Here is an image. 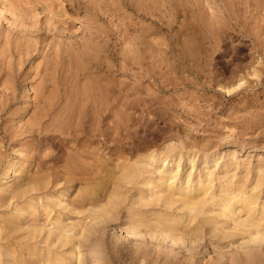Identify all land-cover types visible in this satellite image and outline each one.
I'll return each instance as SVG.
<instances>
[{"label": "bare ground", "instance_id": "1", "mask_svg": "<svg viewBox=\"0 0 264 264\" xmlns=\"http://www.w3.org/2000/svg\"><path fill=\"white\" fill-rule=\"evenodd\" d=\"M25 1L27 3L31 1L39 2L43 5L44 10H49L51 14L56 15L55 10L49 5V0H0V13H21V2L24 3ZM73 1L74 7H70L71 10L82 7V0ZM150 1L155 2L154 0ZM173 1L177 2V0ZM194 1L192 7L186 3H184V7H181L183 5V3H180L181 0L178 1L179 4L173 2L175 5H180L179 8L174 5L175 9L183 11V14L172 12L174 17L178 14L182 18V15H185L187 19L194 17L193 19L198 23L190 19L196 24H189L188 27L186 26L187 29L182 28L183 31L178 28L186 35L185 37L181 36V38L184 37L183 41L177 35L181 42L185 43L180 45L181 49H178V43H176L178 44L177 49L175 46L172 47L171 44L169 47L171 52L182 50L183 54L191 56L189 59L197 57L196 60L202 66V63H204L201 61L203 56L200 57V55H205V58L206 55L210 56L211 54V58L214 54L221 52V42L227 41L226 44H231L237 37L241 39L244 37L255 40V51H253L255 60L259 58V55L264 54V0H255V4L250 0H230V2L229 0H218V2L224 1V4H219L220 8L216 9L215 7L218 6L217 0ZM150 4L153 7L148 4L150 6L148 9L155 8L158 5H155V3ZM180 7L181 10H179ZM249 8H253L254 12L253 15L247 13L249 16L252 15L250 19L246 15V10H249ZM142 9L143 7L140 10L143 11ZM149 11L147 10L148 13ZM156 11L158 10H154V12ZM253 12L251 10V13ZM146 14L144 15L146 16ZM157 15L159 16V14ZM176 19L173 23L177 21ZM144 21L146 20L143 19ZM182 21L181 24L184 23L183 27L186 23H190V21L186 23H182ZM252 23L255 24L254 29ZM141 24L143 25V23ZM147 24L149 26V23ZM146 25L144 26L145 30L148 27ZM150 26H152V23ZM151 28L147 29L149 32L145 33L143 29L140 30L145 35L149 33L147 35L150 36V33L153 34L155 31L154 27L152 28L154 31ZM180 31H177L178 34ZM143 33L138 38L143 37ZM33 34L36 39L40 41L42 39L39 43L45 47L50 46L54 41L52 47L56 50L53 49V53H56L49 57L61 58V62L58 59H53L54 63L57 60L56 65L59 66L70 52L72 56L75 55L77 58L70 56L69 61L67 59L68 63L79 58H81L80 60L83 59L80 54L81 51L78 52L79 50L74 47L73 42L71 43L73 46H71L70 43L67 44L63 40H56L55 38H59L57 35H53L54 38H48L38 31ZM135 36L133 35V39L138 41L137 38H134ZM148 37L145 36L141 38L142 40L139 39L141 42L138 41L136 47ZM154 39L151 37L146 42L151 40L150 43L153 45V42L155 44V41L152 42ZM90 40L92 41L88 40L82 44V47L84 46L82 49L79 48L82 52L86 50L88 54L93 53L90 49L93 39L90 38ZM131 42L133 43V41ZM130 43L129 45H134ZM168 44L170 45V41ZM230 44L228 45L231 46ZM129 45H125V48L128 49L127 46ZM155 45V47L153 45L149 49L152 50L151 52L154 55L162 51L158 48L157 43ZM93 47L95 48V46ZM143 47H145V43ZM149 47L146 46V51L152 55L147 49ZM242 47L240 48L242 49ZM230 48V51L227 52H231L232 48ZM95 49H93L94 54H92L94 58L100 56L98 54L95 56V51L97 53ZM74 52L77 54H74ZM164 52L166 53L165 50ZM154 55L152 57L156 58ZM102 56L99 58H102ZM146 56H141L142 59L144 58V63L146 62ZM178 56L182 57L180 54ZM108 57L104 56L103 58H106V61ZM50 58L49 60H51ZM99 58L98 60H102ZM198 58L201 59L198 60ZM53 60L50 61L51 64ZM124 60L127 61L125 58ZM92 61L90 60L89 63L93 65H87L85 62L83 64L85 66H96ZM105 61L104 65L107 62ZM261 61L258 60L257 62L256 60L255 62L257 65L254 75L257 79L262 77L261 71L264 67L260 66L262 69L260 71L259 65H264V62ZM74 63H76V66L80 62L76 60ZM180 63L177 65H181ZM19 64V67L22 68L14 69L15 66H12L13 69H10L11 65H9V70H5L6 66L0 67V264H89L88 261L84 260L87 257L86 252H88L86 251L84 254L86 246L88 248L89 245L90 248V245L93 247L98 245L97 249L103 248L102 245L123 246L120 242L122 240L121 235L127 236L123 240L124 242H138L141 239L142 242L136 244L138 246L133 248V257L135 259L139 258L141 263L145 262L144 259L151 257L149 255L153 250L148 249L151 241L154 245H157L155 261L153 260L156 264L162 259V254L165 251L166 256L168 253L175 256L173 259H176V256L180 254L179 248L183 247L182 245H185V247L191 245L190 248L186 249H189L192 255L195 254L193 255L195 259L199 254V248L206 245L213 253L219 255L218 258L216 257L217 259L214 257L217 261L209 259V264H264V197L262 196L264 195V161H260L256 165L251 162V159L248 160L249 162H243L244 164L239 163L237 160L239 154L235 144L227 147L229 153L223 157V151L226 148H223L222 144L213 145L211 139H201L195 133L189 137L195 139L194 141L197 143V146H193L194 148H191L192 141L191 143L188 140L181 141L182 138L184 139L182 135L186 132V128L183 129L181 123L174 120L175 117L173 116L180 113V110L188 112V114H192L193 110L191 112V108H188L190 112L187 111V107L183 106L184 102L177 99V97L176 99L171 96L170 99L166 97V100L162 93L167 92V90L162 86L163 83L161 84V82L163 80L160 79L162 77L161 73L167 77H176L181 82L176 83L177 80L175 79L176 82L174 83L175 80L171 79V82L173 80L171 84L176 85L175 87L197 83L196 79L194 80L190 75V78L195 82H192L188 76H184V73L187 72L183 71L184 66L182 69L179 66L172 70L174 75L170 74V68L169 71L166 70L170 72L169 75L171 76L168 75V72L165 73V70L164 72L160 71L162 70L159 67L160 63L153 67L151 65V68L142 69L140 67L142 72L140 70V73L136 74V78L134 77L136 80L138 77V83L129 84L126 80V82L121 81L122 79H119L118 83H114L115 80L112 82L108 76L105 78L110 79L111 82L107 80H105L107 83L105 81V83L101 82L105 78L102 75V79L99 78L100 76L95 77L93 72H99L102 69L97 71L95 68L92 71L93 67H91L92 69L88 67L92 72L89 70L88 73H85L88 69L81 65L80 68L86 70L84 73L80 72L81 74L85 75L91 72L94 75L89 74L91 77L89 75L87 77L91 79L94 76L93 82L96 78L101 80L98 79L99 83L95 82L94 84L91 81L92 79L86 77L87 82L84 85L90 84L88 80L92 84L85 87L81 84L85 82V79H81L83 78L82 75L79 73L80 78L77 73V78L81 79L80 82L83 81L81 83L78 82L79 80L76 82L84 88L81 85L76 88V82L73 83V85L76 84L75 87L71 84L73 88H70L69 84V87L64 84L67 81L66 78H64L63 83L60 82L64 80H61L64 75L56 71L58 68L56 65L54 66L56 69L53 70L54 68L47 64L51 67L45 68L48 71L47 73H50L49 69L54 72L51 71L52 73L49 75H52L49 77L44 70L46 74L42 76H48L46 77L50 81L44 79L46 82L44 83L43 80V83L51 82V84L53 83L52 87H50V84V86L44 84V86H41L42 82H39L40 84L36 83L39 85L38 87L34 84V77L23 70V62L19 61ZM80 64L76 67H79ZM192 64L194 63L192 62ZM125 65L123 66L126 67ZM193 66L191 65L190 68ZM69 67H66V69L71 72L73 69ZM196 68L197 70H195ZM196 68L193 67L192 70L195 71L192 73L196 74L197 79L210 77L212 81L209 78L208 82L210 84L216 83L219 91L231 93L245 84V82H241L242 84L238 82V87L227 88L225 82L227 78L225 80L216 79L218 74L216 76L211 75L212 72L209 74L208 68L207 72L205 69L198 70V67ZM76 69L74 68V75L66 73V70L63 74L73 75L76 78ZM193 77L195 78V76ZM148 78L153 79V81H147L149 82L148 85H144L145 82L143 81L148 80ZM206 81L204 82L207 83ZM232 81H229V85ZM258 82L259 80H257ZM205 83L201 86L203 89L207 88ZM210 84L207 83V85ZM198 85L199 83L195 84V86ZM61 86L64 87L61 88ZM196 101H200V99ZM159 103L162 105L160 106ZM156 105H159V108L158 106L156 108ZM153 107L157 110H154ZM200 108H197V110ZM139 111H141V114ZM147 111H150L149 114L154 113L157 120L148 118ZM194 112L193 116L199 118L196 115L197 113ZM178 118H181V116H178ZM160 120L167 124L166 128L169 131L171 130L172 134V131H174L175 135H173L175 138L177 136L180 143L169 145L167 143L162 146L159 142L163 144L164 139L168 136L169 139L170 135L165 136L166 133L163 130V133L160 131V133H154L151 136L150 133L148 135L146 133L147 136L144 137L143 143L138 145L139 141L136 144L139 152L137 153L135 149L137 154L132 156L133 158L131 155L128 156L126 149L140 134L137 128H152L157 124L159 125L158 121ZM183 126L185 127V125ZM145 130L147 131V129ZM176 130L179 133L176 132V134ZM189 130L191 131V128ZM173 135L172 138H174ZM259 155L264 156V150ZM234 170L235 173H233ZM244 172H246V176L245 174H243L244 176L238 174ZM121 213H123L122 217L124 219L119 222ZM110 226L112 231L113 229L117 231L118 239L115 240V238L108 243L106 230ZM146 240L148 244H146ZM196 244L200 247L192 246ZM100 245L101 247H99ZM165 245H168V247H164ZM170 246L172 248L173 246L174 248L179 247L173 250L169 248ZM234 247H236V250L233 249ZM90 251L93 252V250ZM149 251L151 252L149 253ZM118 252L120 254L121 251L118 250ZM154 252L152 253L154 254ZM103 253L105 254V252ZM148 253L149 255H147ZM106 256L109 257L108 253ZM192 258L194 259V257ZM102 259L101 261L97 260L98 263L96 261L93 263L100 264ZM170 259L166 257L165 264L170 263ZM140 261L138 262L140 263ZM161 264H164V261Z\"/></svg>", "mask_w": 264, "mask_h": 264}, {"label": "rangeland", "instance_id": "2", "mask_svg": "<svg viewBox=\"0 0 264 264\" xmlns=\"http://www.w3.org/2000/svg\"><path fill=\"white\" fill-rule=\"evenodd\" d=\"M82 1H83V4H82L81 8L71 10L70 7L71 8L74 7V1L73 0H71V1H69V0H49V5H51L52 9L55 10L56 15L51 14L49 12V10H44L43 5H41V3L34 2V1H31L30 2L31 4L27 3V1H25L24 3L21 2V5H20L21 6L20 8L22 10L21 13H13V14H12V12H5L4 14L0 13V67L6 66L5 70L6 69L9 70V65H11L10 69H13V68L18 69V67L20 66V64L18 65V63H19V61H21L24 64L23 70H26L25 71L26 73H29L30 75H32L34 77V82H35L34 84L36 86L39 87V85H37V84L39 82H42L41 86H44V85L50 86L51 85L50 87H52L53 83L51 84V82L44 84L46 82L45 80L47 79L48 76L47 75H45V77H42V76H44L43 74H46L48 72L47 71L48 67L49 68L53 67L54 68L53 70L56 69L54 66L57 63V60L55 61V63H54V60L58 59V58H56V57L50 58L49 57L50 55H53L56 53V52L53 53V49L55 50V48L52 47L54 44V41L52 42L53 44L45 47L43 44L39 43L42 41V39L40 41L33 36L34 35L33 33H36L37 31L39 33L41 32V33L45 34V36H47L48 38L53 37V35H57L59 38H55L56 40L57 39L63 40L67 44L68 43L71 44L73 42L72 44H75L74 47L78 48V50H79L78 52H80V51L82 52V50H80L79 48L81 47V49H82L84 47V46L82 47V44H84L88 40L91 42L92 40H90V38H92L93 43L92 44L90 43L91 44L90 49H92L91 51H93V53L92 52L91 53L94 54L93 49L96 48L95 50H97V53L95 51V56H97L96 54L100 55L99 57H101L103 55L102 58H99V57L94 58V55L88 54L86 50L83 51L82 53L80 52V54L83 56L84 60L83 59H82L83 61L80 60L81 58H79L80 56L78 54L77 56L79 59H76V60H77V62L79 60V62L80 63L82 62V64L77 63L76 66H78V64H80V65H79V67H76L75 66L76 63H74L76 60L72 61L73 59L71 58L72 62H69L70 64L67 62V59L70 56L73 58L74 57L77 58L75 55L72 56L71 55L72 53L70 52V54H68V57L65 60L63 59L62 63L60 64L61 65L60 68H59L60 65L59 66L56 65L59 68V69L57 68L56 71H59V74L62 73V75H64V77L61 76V77H63V78H61V80L64 78H66V80H67V81H65V79H64L60 82L63 83V81H65L64 84L66 86H68V84H69L70 88H73L72 85L76 81L79 80L78 82L81 83L83 81L82 80L80 82L81 79H85L87 77V75H89V74L94 75L93 73H95V75H94L95 77L100 76L99 78H101V79L103 77L105 78L108 76V77H110L112 82L115 80L114 83H118V80L122 79L121 81L126 80L129 82V84L130 83H136L137 84L138 83L137 82L138 77H137V80L135 78L137 76L136 74L140 73V70H141L140 67L142 69L147 68V67L151 68V65L153 67V66L160 63L161 65L159 64V67L162 70H160V68H159V70L161 72H164V70H165V73H166L171 69L170 70L171 73L168 72V75H169V73L172 75L173 74L172 70L176 69V67L178 68L179 66L182 69V67L184 66L183 71L184 72L187 71L186 73H184L185 74L184 76L185 77L188 76L192 82H195L194 80L196 79V82L199 83V85H198L199 87L195 86V84H197V83H195L193 85H189V86L183 85V87L181 85L180 87H182V88H180L179 86L175 87L176 85H172L171 83L173 82V80L176 79V77L174 78V76H171V75H169V76H171L172 78L167 77L163 73H161V76L164 78L162 79V77H161V79H160L161 81L163 80V82H161V84L163 83L162 86L165 87L167 92H168V93L167 92L162 93L163 94L162 96H164L165 99H166V97H167V99H170V96L175 97L174 99H176V97H177V99L184 102L183 106L187 107L186 108L187 111H189L188 108H191L190 111L191 112H192V110H193V112L195 111L197 113L196 115H198V117H199V118H196L195 116H193V112H192V114L191 113L188 114V112H185L182 110H180V113H177V114L174 113L175 114V116H173V117H175L174 120H176L178 123H181L183 129L186 128V130H185L186 132L189 131V132H187V134H185L186 133L185 132L182 135V136H184V139L182 138L181 141L182 140H186V141L188 140L189 143H191V141H192V143H191L192 147L191 148H194L195 147L194 145L197 146V143L194 141L195 139H193V138L190 139L189 137L192 136L191 134L195 133V135H197L201 139H203V138H205L207 140L211 139V141H212L211 143H213V145H218V143H219V145L222 144L221 146H223V148L225 147L226 149L231 144H235L237 147V150H238V154H239V157L237 159L239 161V163L247 162L249 159H251V162L255 163V165H256L260 161H264V159H263L264 156L261 157L259 155L264 150V73H263L264 68H263V70L261 69V67H264V65H262V64L259 65V67L261 66L259 68V70L260 71L262 70L261 71L262 77H259L257 79V77H255V75H254V72H255L254 70H255V67L257 65V63L255 64V62H256V60H257V62H258V60L261 61V59H262L261 62H264V54L259 55V58L260 57L261 58L259 59L257 57L258 59L255 60V58H254L255 53L253 52V51H255V40L254 39L244 38V37H242V39H241L240 37H237L236 39H234L233 42H231V44L228 43L231 46L226 44L227 41H225L224 43L221 42V46H222L221 48L224 49V51H222V49H221L222 54H221V52H218L217 54H214V55L212 54L213 56H215V55L216 56L215 57L212 56L211 58H210L211 54H210V56L206 55L205 58H204L205 55H200V57L203 56L202 57L203 60L201 58H198V60L201 59L202 62H204V63L207 62L206 64L202 63V66H201L200 65L201 63L199 64V62L196 60L197 57L189 59L191 56H187V55L183 54L182 50L181 51L179 50L178 51L179 53L178 52H171V50L169 48L171 46V44H172V47H174V46L176 47L179 44V46H177V47H179L178 49H181L180 45L185 43V42H181V40L184 39V37L186 36L185 33L181 32V31H183L184 28L187 29L189 24L196 22V20L193 19L194 17H192V18L190 17V19H193V21H194V22H192V20L187 19L185 15H182L183 18L181 17V15H179V14H183L181 7H184V5H185L184 3H186L188 6L192 7L193 6L192 2L194 0L193 1L192 0H189V1L186 0V2H184L185 0H183V1L181 0L180 3H183V5L181 4L182 6L180 7L179 10H181L182 13H181V11H178L177 9L174 8V5H175L174 3L176 1L174 2L173 0H158V1L154 0L155 2H152L150 0L149 1L148 0H82ZM178 1L179 0H177L176 4H179ZM233 1H236V0H233ZM250 1L254 2L253 4H255V0H250ZM62 2H64L65 4H63ZM148 2L155 3V5L158 4L157 5L158 7L156 6L155 8L148 9L150 6L153 7V5L148 3ZM170 2H171V4H170ZM217 2H218V0H217ZM219 2L217 4L218 6H216L215 9L220 8L219 4L220 5L224 4L223 3L224 1H222L220 3ZM229 2H230V0H229ZM176 6H177V8H179L180 5L179 6L175 5V7ZM142 7H143V9H142L143 11L140 10ZM144 9H145V12H144ZM146 9L148 11L149 10H152V11H149V13H148ZM153 9L158 10L156 12H159V13H157V14H159V16L156 14V12H154ZM249 10L248 9L246 10L247 11L246 15L250 19L252 17V15L254 14V12H253V8L252 9L249 8ZM251 10L253 13H251ZM150 12H154V13L151 14ZM172 12L173 13L179 12V14L177 15L178 17L177 16L174 17L172 15ZM140 13H142V14H140ZM145 13H147L146 16L144 15ZM247 13L252 14V15L249 16V14H247ZM153 14H156L158 17L156 15H153ZM190 15H192V14H190ZM146 17L148 20L146 19ZM175 18H177L176 19L177 21H175L176 23L175 22L173 23ZM143 19L146 20V21H144L145 23L143 22ZM171 19H173V21H171ZM184 19H186V20H184ZM160 20H162V21L164 20V21L160 22ZM182 20H184V21H182ZM168 21L173 23V28H172V23H170ZM181 21H182V23L183 22L186 23V22L190 21V23H188V24L186 23V25L183 27L184 23L182 25ZM141 23H143V25ZM147 23H149V26L152 23V26H150V27H152V28L154 27V30L156 31L155 32L151 28L152 31H154V33L151 34L152 32L150 30V32H151L150 36L147 35L149 33H147L146 35L144 34L145 32H149V30L147 31V29H150V27L148 26ZM163 23H165V24H163ZM167 23H168V25H167ZM196 23H198V22H196ZM196 23H194V24H196ZM144 24L145 25L147 24L146 26H148L146 30L144 28V26H145ZM141 25L143 26V28H141L142 27ZM169 25L171 27L167 28V26H169ZM251 25H253L252 28L255 27L254 23H252ZM157 27H159V28H157ZM178 28H181V31ZM137 29H139V30L143 29L144 33L141 30L140 31L138 30L139 31L138 32ZM157 31H159V32H157ZM177 31L178 32L180 31L181 35H180V33L178 34ZM140 32L143 33V37H145V36L146 37L149 36V37L145 38L144 39L145 41L143 40L144 42L142 41V43H139L140 45L143 44L141 47L139 44H138V47H136V44L138 43L139 39L143 38V37H141L142 33H140ZM136 33H138L137 36H135ZM156 33H158V34L155 35ZM91 34H92V36H91ZM133 35L135 36L134 38L138 39V41H135L133 39ZM139 35H141V36L138 38ZM172 35L175 36L176 38L173 37ZM177 35L180 36L179 38L181 40L178 38ZM93 36H94V38H93ZM181 36H184V37L181 38ZM151 37L153 39L155 38L154 40H152V42L155 41V44L157 43V45L159 46V47L158 46L157 47L160 50H162L163 52L161 51V53L158 52L157 54L154 55V53L151 52L152 50L151 51L149 50L153 45H154V47L156 46L154 44V42H153V45H152V43H150L151 40L150 41L148 40L146 42V40L151 39ZM172 37H173V39H172ZM177 38L179 41L176 40ZM171 39L172 40L175 39V40L172 42ZM141 40L139 42H141ZM131 41H133V43ZM169 41H170V45L168 44ZM128 42L129 43L131 42L130 44H134L133 46L135 48H138V49L135 50V48L133 46L129 45ZM144 43H145V47H143ZM176 43H178V44H176ZM222 43H223V45H222ZM72 44H71V46H73ZM147 44H149V45H147ZM125 45H129L131 47L127 46L128 49H126ZM93 46H95V48ZM146 46L147 47L150 46L147 49L150 53H152V55L147 53ZM166 46H168V47H166ZM234 46H235V48H234ZM177 47H176V49H177ZM240 47H242V49ZM140 48H143V49L145 48V49L143 50ZM229 48L231 49V52H227L229 50ZM139 49H140V51L141 50H143V51L140 52ZM244 49L245 50L247 49V50L245 51ZM164 50L166 51V53L164 52ZM28 51H29V56H28ZM51 51H52V53H51ZM145 51H146V53H144ZM84 52H86L87 55ZM88 52H90V51H88ZM83 53H84V55H83ZM159 53H160V55H158ZM74 54H77V53L74 52ZM145 54L147 56L148 55L149 56L147 57ZM179 54L182 57H179L178 56ZM88 55H89V57H88ZM90 55H92V56H90ZM140 55L146 56L145 57V60H146L145 63L143 60L144 58L142 59V57ZM153 55L156 58L152 57ZM183 55H185V56L183 57ZM54 56H56V55H54ZM104 56L105 57L109 56L108 60H106L107 62L105 61L106 58H103ZM87 57H88V59H87ZM90 57H91V59H90ZM207 57H209V58H207ZM49 58L51 60H49ZM98 58L102 59V60H98ZM124 58L127 59V61L124 60ZM69 59H68V61H69ZM96 59L98 61H101V62L99 63L98 61H95ZM48 60H49V64L47 63ZM52 60H53L54 64L53 63L51 64ZM59 60L61 62V58H59L58 61ZM85 60H86V62L88 61V63H86ZM90 60H93L92 62L95 63L96 66H85V64H87V65L90 64L89 63ZM123 60H124V62H123ZM194 60H195V62H194ZM104 61L107 64L109 63L110 65L109 64L108 65L110 67L106 63L104 65ZM208 61L209 62L211 61V63H209ZM84 62H85V64H83ZM126 62H127V64L125 65ZM192 62L194 64H192ZM46 63L48 65H50L51 67L48 66ZM63 63H65V64H63ZM71 63H73V64H71ZM98 63H99V65H98ZM178 63H180L181 65L178 66L177 65ZM207 64H208V66H207ZM209 64H210V67H209ZM7 65H8V67H7ZM66 65H68V66H66ZM69 65H71V66L69 67ZM81 65L84 68L86 67L85 69H88L87 72H85V73H88L89 70L91 71V69H92L91 67H93L92 71H94L95 68H96L95 70H97V71H98V69L99 70L102 69L103 71L102 70H100L101 72L100 71L99 72L94 71L93 73H91L92 72L91 71L89 74L83 75L81 73H84V71H86V70L85 69L82 70V68H80ZM90 65H93V64L91 63ZM123 65H125L126 67H124ZM191 65L192 66L194 65L193 66L194 69L196 67H198V70L199 69L200 70L205 69L206 72H207V68L209 67L208 68L209 74L211 72H212L211 75L213 74V76H216V74H218L216 79H220V80L224 79L225 80V78H227V81L225 80V82L228 85V86L226 85L227 88L233 89V88L238 87L239 86L238 82H239V84L241 82L242 83L245 82V84L241 85V87L235 89V91H232L231 93H228L227 91H224V92L219 91V88L217 87L216 83L213 82L210 84L208 82L210 77L209 78L203 77L202 79L204 81L207 80L206 82L208 84H210L211 86L207 85V83H205L202 79H197L196 74L192 73L193 71L197 70V68L195 70H192L193 67L190 68ZM204 65H206V66H204ZM12 66H15V67L12 68ZM73 66L75 69L77 68L76 69L77 72L75 73L76 78H75V76H73L74 75L73 73L75 72ZM105 66H107L108 68H106ZM203 66H204V68H203ZM66 67L72 68L73 70L71 72H68ZM88 67H90L91 69ZM101 67H103V68H101ZM122 67L124 69L125 68L126 69L123 71ZM185 67H187V68H185ZM19 68H22V67H19ZM45 68H47V69L45 70ZM79 68L81 69L80 71L78 70ZM110 68H112V69L110 70ZM138 68H139V70H138ZM63 69L67 71V72L65 71L66 73H68V74L71 73L73 75L63 74V72H64ZM44 70L46 73H44ZM53 70L49 69L50 73H52L51 71H53ZM166 70H168V71H166ZM236 71H237V73H236ZM134 72H136V73H134ZM141 72H142V70H141ZM232 72L233 73L235 72V74H234L235 77H233L234 75ZM77 73H78L79 77L82 75L83 78L80 77L81 78L80 79L78 77L79 78L78 79ZM79 73L81 75H79ZM98 73H100V74L98 75ZM190 73H192V74H190ZM133 74H135V75H133ZM51 75H49V77ZM54 75H55V73H54ZM101 75L103 77H101ZM189 75L194 80L191 79ZM236 75H237V77H236ZM94 76H93V78H91L92 80L89 78V77H91L90 75H89V77H87V79H90L93 82V79L95 78ZM193 76H195V78ZM165 77H166V79H165ZM41 78H42V80H41ZM73 78H74V82H73ZM99 78H96L93 83L94 84H95V82L97 83ZM87 79H85V82L81 83L83 86H85L84 84H86ZM101 79H99V81ZM110 79L108 80V78L107 79L105 78V79L101 80V82L102 81L104 82L105 80H107L108 82H111ZM150 79L151 78H148V80L147 79L144 80L143 81V82H145L144 85H146V84L148 85V83L150 81H153V79H151V80ZM171 79H173L172 82H171ZM43 80H44V83H43ZM47 80L50 81L49 79H47ZM69 80H70V82H68ZM90 80H88V83L90 82V84H92ZM176 80H177V82H176ZM176 80L174 81V83L179 82L178 79H176ZM257 80H259L258 83H257ZM147 81H149V82H147ZM210 81H212L211 78H210ZM229 81H232L230 83V85H229ZM180 82H181V80H180ZM79 83L76 82L77 85L74 84L73 86L75 87V85H76V88H77L78 85L79 86L81 85ZM204 83H205L207 88L203 89V87H201V86ZM82 85H81V87H82ZM89 85H86V86H89ZM178 85H180V84H178ZM64 86H61V88ZM82 88H84V87H82ZM204 95H205L206 99H205ZM164 97H163V99H164ZM190 97H192V98H190ZM203 97H204V99H203ZM196 98L198 100L200 99V101H196L197 100ZM159 105H160V103H159ZM159 105H156V108H157V106L159 108ZM199 107H201V108L197 110V108H199ZM156 108H154V110ZM195 108H196V110H195ZM154 110L152 109V111H154ZM32 111H34V109H32ZM150 111L146 112V115H148V118L149 117L155 118L157 120V117H155L154 113L149 114ZM140 112L141 111H139V113ZM187 115L188 116L191 115V116L188 117ZM178 116H181V118H178ZM158 123H159V125L157 124V125L153 126L152 128H149V129L145 128V129H147V131L143 127L137 126L138 127L137 129L140 131V134H139V137L135 138L136 139V140H134L135 142L134 141L132 142L133 145L131 146V144H132L131 143L128 146V148L126 149L128 156H130V155H131V157L135 156L139 152L138 151L139 150L138 145L143 143L144 137L147 136L149 133H150L149 135L151 136L154 133L158 134V133H160V131H161V133H163V131H164L166 133L165 136L167 134L170 135L169 139H168V137H169L168 136V137H166V139H164V141L162 140L163 144H162V142L161 143L159 142V144H161L162 146L166 145L167 143H168L167 145H169L171 143L172 144L180 143L179 139H177V136L175 138L174 131H172L174 134L173 135L170 132L171 130L169 131L168 128H166L167 124H165L161 120L158 121ZM183 125H185V127ZM188 128L189 129L191 128V131ZM176 132L179 133L177 130L175 131V133ZM146 133H147V135H145ZM188 133H190V134L188 135ZM142 134H144V135H142ZM171 134L173 135L174 138H172ZM165 136H164V138H165ZM178 136H179V134H178ZM141 139H142V141H141ZM138 142H139V144L136 145ZM161 145H159V146H161ZM135 149H136L137 153H136ZM226 149L223 151V157H225L226 154L229 153L228 149L227 150ZM143 152H146V151H143ZM259 158H262V159L258 160ZM235 172L236 171L234 170L233 173H235ZM239 172H240V170H239ZM238 174H240L241 176H244L243 174H245V176L247 175L246 172L238 173ZM251 187H253V186H251ZM262 196L264 197V195H262ZM122 215H123V213H121V219L119 220V222L124 219L122 217ZM111 228L112 227L110 226L106 230V233H107L106 237H108L106 239H107L108 243H110V241L114 240L115 238H116L115 240L118 239L117 233H116L117 231L115 229H113V231H112ZM121 236H122L121 237L122 240L120 242H121V244H123V246L114 245V247H112L113 245H102L103 248H98V249H97L98 245L95 246L93 244L94 247L92 245H90V248H89V245H88V248L86 246L85 250H84V254L86 251H88V252H86L87 257L85 256L86 258H84V260L88 261L87 263H89V264H92L95 261L98 263L97 260L101 261L102 258L103 259H102V262H100V264H103V263L106 264V260H107V264H109V263H111V264H136L137 263L138 264L139 263L138 261H140V260H139V258H136L137 259V261H136V259L133 257L134 256V249L133 248L138 246L136 244H139L140 242H142L141 239L138 242H134V241L124 242L123 240H125L127 236H124V235H121ZM145 242H146V244H148L147 240ZM208 242H210V240H208ZM152 244L153 243L150 241L148 249L151 248V251L153 250L155 252L153 254L152 253L153 251L152 252L149 251V253L151 252L152 254L151 253H150V255H149V253L147 254V255H149V257L151 256L150 258H152V259H150V258L144 259L145 262L141 263V261H140L139 264H152V263L156 264V263H154V261H155L154 258L156 257L155 254L157 252V250H156L157 245H154V244L152 245ZM118 246H119V248H118ZM120 246H121V248H120ZM151 246H153V247H151ZM182 246H183V247H181L182 249L179 248L180 254H178V256H176V259L174 258L175 260L173 259V257H175L173 255H169L167 253V256H166V251H165L162 254V256H163L162 259H160V261L157 262V264L158 263L161 264L163 261L165 264L166 257L169 259L171 257V259L169 260L171 264H173V262H174V264H179L180 260H181L180 264H185V262H187L186 264H191V263H193V264H197V263L198 264H200V263L201 264H209V262H210L209 259L216 260L219 256V255H217V253H213L212 250H210L208 247H206V245H202V247H200L199 245L197 246V244H196V245H192V246L200 247V248L198 251L199 256L197 255L196 259H195V256H193L195 254L192 255L189 252V249H186V248H190L191 245H186V247H185V245H182ZM99 247H101V245ZM164 247H168V245H165ZM178 247L179 246H177L176 248H178ZM152 248H154V249H152ZM169 248L176 250V248H174V246H173V248H172V246H170ZM205 248H207V249H205ZM235 248L236 247H234L233 249H235ZM102 249H104V250L102 251ZM90 250H93V252ZM114 250H115V252H114ZM118 250H120L122 253L120 252V254H119ZM127 250H129V251L127 252ZM98 251H100L99 253H101V254H99ZM103 252H105V254ZM107 253H108L109 257L106 256ZM164 254H165V256H164ZM152 255H153V257H152ZM92 257H93V260H92ZM192 257H194V259ZM214 257L215 258L217 257V258L215 259ZM122 259H123V261H122ZM144 260H142V261H144ZM147 260L149 263L146 262ZM108 261H111V262H108ZM134 261H135V263H134ZM170 263L167 262L166 264H170Z\"/></svg>", "mask_w": 264, "mask_h": 264}]
</instances>
